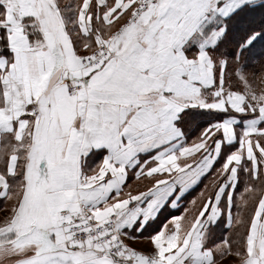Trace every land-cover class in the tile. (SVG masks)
Here are the masks:
<instances>
[{"label": "snow or ice", "instance_id": "snow-or-ice-1", "mask_svg": "<svg viewBox=\"0 0 264 264\" xmlns=\"http://www.w3.org/2000/svg\"><path fill=\"white\" fill-rule=\"evenodd\" d=\"M0 264H264V0H0Z\"/></svg>", "mask_w": 264, "mask_h": 264}]
</instances>
